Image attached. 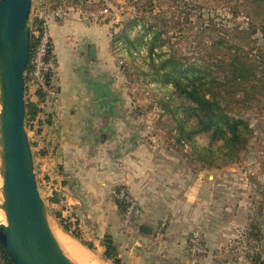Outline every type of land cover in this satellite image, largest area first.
I'll list each match as a JSON object with an SVG mask.
<instances>
[{"label": "rangeland", "instance_id": "obj_1", "mask_svg": "<svg viewBox=\"0 0 264 264\" xmlns=\"http://www.w3.org/2000/svg\"><path fill=\"white\" fill-rule=\"evenodd\" d=\"M59 7L64 9L63 17L78 13L87 21L97 19L109 23V50L117 70L111 73L115 87L103 93L104 107L100 111L126 118L121 123L122 131L140 132L138 146L143 145V152L153 157L151 163L159 164L160 169H151L155 177L159 173L160 179L165 182L160 187V204H147L150 208H145L146 204L140 203L127 186L109 188H124L131 197V201L122 204L113 198L117 204L116 211L114 208L117 214L115 221L121 223V228L133 227L137 231L141 223L148 224L156 230V235L172 231L190 260L189 264L193 261L194 234H198V245L204 250L198 253L200 264H264V97L260 88H253L247 94L245 88L250 87L248 84L233 88L236 95L228 97V103L249 121L252 135L232 159L211 163L198 158V145L209 144L208 133L196 134L193 142L180 139L178 118L183 116L184 107L177 109L181 101L172 97V82L164 77L161 79V75L157 74V70L170 68L163 67L162 61L172 56L179 62L194 61L203 66L212 63V75L207 77L221 80L229 69L223 70L215 64L219 59L231 58L230 54H234L236 49L242 56H248L257 67L260 66V71L264 66V2L33 0L30 16L32 31L37 18L51 15L61 19L55 14ZM255 28L256 33H252L251 29ZM154 31L158 34L154 44L158 55L151 63L147 40ZM124 34L130 35L133 40L143 36L140 41L136 40L137 48L132 52ZM207 86L216 89L217 83ZM38 90L41 88L31 79L26 86V101L36 102L40 112L32 119L26 117V129L33 150L38 186L52 228H60L80 243L98 264H114L105 257V235L95 229L91 220H84L83 225H87L84 227L89 229H82L79 226L82 220L77 216L76 209L63 201L59 187L56 189L53 183L59 182L54 178L62 167L60 162L54 161L56 102L43 90L44 96H41ZM2 184L0 175V194ZM172 185L184 191L183 198L174 206L172 203L169 205L171 200L167 198L172 192ZM148 198L146 202L156 199ZM111 207L108 206L109 211ZM129 211L132 218L127 223L125 219ZM172 212L176 213V228L171 229ZM63 223H71L72 231L78 230L81 238L67 231ZM58 240L66 253L76 263L82 264Z\"/></svg>", "mask_w": 264, "mask_h": 264}, {"label": "crops", "instance_id": "obj_2", "mask_svg": "<svg viewBox=\"0 0 264 264\" xmlns=\"http://www.w3.org/2000/svg\"><path fill=\"white\" fill-rule=\"evenodd\" d=\"M44 20L54 47L53 82L59 91L55 103L54 161L62 167L55 173L54 179L59 182L53 183L56 189L59 187L63 201L76 209L82 229H89L83 222L91 220L102 236L113 235L123 264H131L132 260V264H189L172 231L156 235L152 226L151 233L142 232L144 223L137 231L133 227L121 228V223L115 221L117 204L113 201V189L109 188L127 186L140 203L153 206L160 204V187L165 182L159 173L154 176L152 169H160L159 164L151 163L153 157L143 152V145L138 146L140 132L122 131L121 123L126 118L100 111L104 107L103 93L115 87L111 73L117 70L109 50V23L87 21L78 13L61 19L48 15ZM92 46L95 57L91 54ZM183 193L172 185L167 196L171 200L169 205L179 203ZM148 197L156 199L146 202ZM175 215L170 213L171 229L176 228Z\"/></svg>", "mask_w": 264, "mask_h": 264}, {"label": "water", "instance_id": "obj_3", "mask_svg": "<svg viewBox=\"0 0 264 264\" xmlns=\"http://www.w3.org/2000/svg\"><path fill=\"white\" fill-rule=\"evenodd\" d=\"M33 0H0V244L16 264H78L64 250L40 193L26 129ZM95 57V47H91ZM141 231L151 233L143 224Z\"/></svg>", "mask_w": 264, "mask_h": 264}, {"label": "trees", "instance_id": "obj_4", "mask_svg": "<svg viewBox=\"0 0 264 264\" xmlns=\"http://www.w3.org/2000/svg\"><path fill=\"white\" fill-rule=\"evenodd\" d=\"M261 1L264 2V0ZM44 22L43 18L36 19L32 34V51L39 40L36 32L42 31ZM256 31V28L253 31L251 29L252 33H256ZM124 37L131 52L133 51L132 49L137 48L136 40L140 41L143 38L142 35H139L136 40H133L127 34H124ZM150 37L147 40L149 45L147 52L152 63L156 60L155 55H158L154 51V44L158 39L157 31H154ZM48 54L55 56L52 41ZM230 55L232 56L231 58L219 59L218 63L215 64L218 68H223V70L229 69L228 72L223 74L221 80L216 77H207L212 75V63L203 66L201 63L194 61L179 62L173 60L172 56L165 57L162 61L163 67H170L168 70H157V74L161 75V79L164 77L172 82V97L181 101L177 109L180 106L184 107L183 116L178 118L180 139L193 142L196 134L208 133L210 135L209 144L203 145V147L198 145V158L211 163L217 160L226 161L229 158L232 159L234 154L247 144L248 139L252 135L249 121L241 113L235 112V108L228 103V97L236 95V91L233 88L238 85L248 84L250 87L245 88V93L247 94L253 88L259 87L261 95L264 97V66L259 71L258 67L260 66L257 67L254 62L249 61L250 58L248 56H242L237 49L234 54ZM30 71L31 65L29 64L26 74L27 86L31 81ZM55 71L56 69L51 73L52 78ZM215 82L217 83L216 89L207 86ZM41 90H38V92L41 96H44ZM39 112L40 108L36 102L27 103V116L30 119L36 117ZM116 201L122 204V201ZM63 226L67 231L72 232L74 236L81 238V233L78 230L72 231L73 225L71 223H63ZM103 244L106 249L105 257L114 264H123L113 235L106 234ZM0 260L2 264H16L1 244Z\"/></svg>", "mask_w": 264, "mask_h": 264}, {"label": "built area", "instance_id": "obj_5", "mask_svg": "<svg viewBox=\"0 0 264 264\" xmlns=\"http://www.w3.org/2000/svg\"><path fill=\"white\" fill-rule=\"evenodd\" d=\"M63 7L57 8L55 14L58 17L64 16ZM33 34V31H32ZM37 37L39 38L37 44L33 48V51L30 49L29 63L31 65V79L35 82L54 102L58 100L59 91L54 85L51 73L56 69V59L54 55L48 54V49L50 47L51 39L48 33L47 22L45 21L42 27V31L36 32ZM32 42V41H31ZM28 69V67H27ZM27 74V71H26ZM113 197L116 200L122 202L131 201V197L124 188L113 189ZM132 216L131 211L126 215L125 221L130 222ZM198 234H194L193 243V254H192V264H200L198 259V253L203 252V248L198 245ZM199 246V247H198Z\"/></svg>", "mask_w": 264, "mask_h": 264}, {"label": "bare ground", "instance_id": "obj_6", "mask_svg": "<svg viewBox=\"0 0 264 264\" xmlns=\"http://www.w3.org/2000/svg\"><path fill=\"white\" fill-rule=\"evenodd\" d=\"M0 222L6 223L4 212L0 208ZM54 228V227H53ZM56 236L65 244L67 250L82 264H98L89 251L76 240L65 234L60 228L54 229ZM64 248V247H63Z\"/></svg>", "mask_w": 264, "mask_h": 264}]
</instances>
